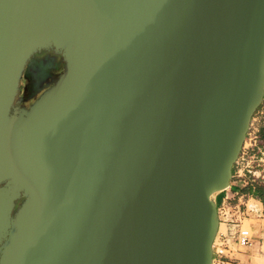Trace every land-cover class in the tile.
Listing matches in <instances>:
<instances>
[{
    "label": "water",
    "instance_id": "water-1",
    "mask_svg": "<svg viewBox=\"0 0 264 264\" xmlns=\"http://www.w3.org/2000/svg\"><path fill=\"white\" fill-rule=\"evenodd\" d=\"M263 98L264 0H0V264H211Z\"/></svg>",
    "mask_w": 264,
    "mask_h": 264
},
{
    "label": "built area",
    "instance_id": "built-area-1",
    "mask_svg": "<svg viewBox=\"0 0 264 264\" xmlns=\"http://www.w3.org/2000/svg\"><path fill=\"white\" fill-rule=\"evenodd\" d=\"M253 118L254 116L250 120L249 128L246 132V141L244 140L242 150L235 162L236 167L244 155L248 153L250 147H256L259 155H264L259 142L261 134L254 127ZM242 170L243 167L238 168L234 172V176H236L238 181H241L239 177L242 174ZM249 215L262 216V209L255 200L246 197L245 194L239 191L224 197L217 207L218 230L211 245V264H228L235 258L241 247H249L253 244V235L250 229L243 225L244 219Z\"/></svg>",
    "mask_w": 264,
    "mask_h": 264
},
{
    "label": "rangeland",
    "instance_id": "rangeland-1",
    "mask_svg": "<svg viewBox=\"0 0 264 264\" xmlns=\"http://www.w3.org/2000/svg\"><path fill=\"white\" fill-rule=\"evenodd\" d=\"M39 54H34L26 65L20 87V90L27 87L31 88L35 93V98L45 89V86H37L34 83V62ZM51 55L58 60L59 65L53 73V79L49 81L48 85L52 84L63 70L60 56L54 53ZM261 149L264 151V147L261 146ZM241 167H243V170L239 178L241 179L243 189L239 192L256 201L262 209V216L249 215L244 219L243 225L249 228L253 235V244L249 247H241L235 258L228 264H264V155H259L256 147H250L248 153L239 161L234 170L237 171ZM249 186L251 190L249 192L245 191Z\"/></svg>",
    "mask_w": 264,
    "mask_h": 264
},
{
    "label": "flooded vegetation",
    "instance_id": "flooded-vegetation-1",
    "mask_svg": "<svg viewBox=\"0 0 264 264\" xmlns=\"http://www.w3.org/2000/svg\"><path fill=\"white\" fill-rule=\"evenodd\" d=\"M51 54V52H40L34 62V83L37 86H45V88H47L49 86V81L53 79V73L57 70L59 62ZM34 94V91L29 87L20 90L14 103V107H22L25 109L29 108V106L35 100ZM22 202L23 198H18L15 207H17Z\"/></svg>",
    "mask_w": 264,
    "mask_h": 264
},
{
    "label": "crops",
    "instance_id": "crops-1",
    "mask_svg": "<svg viewBox=\"0 0 264 264\" xmlns=\"http://www.w3.org/2000/svg\"><path fill=\"white\" fill-rule=\"evenodd\" d=\"M23 77V76H22ZM22 80V79H21ZM51 85V84H50ZM49 85V86H50ZM48 86V87H49ZM20 87H21V85H20ZM46 89V88H45ZM44 89V90H45ZM43 90V91H44ZM20 91V90H19ZM19 94V93H18ZM254 121H253V124H254V127L255 128H257V130L259 131V133L261 134L260 135V138H259V142H260V145L262 146V147H264V98H263V100H262V102H261V104L259 105V107L256 109V111H255V115H254ZM245 141H246V137H245ZM245 145V144H244ZM247 145V144H246ZM242 147H243V145H242ZM242 147H241V150H242ZM241 150H240V152H241ZM240 154V153H239ZM239 156V155H238ZM238 158V157H237ZM237 160V159H236ZM236 162V161H235ZM235 166V163H234V165H233V168H232V177H231V180H230V184H229V186L226 188V189H224V190H222V191H220V192H218V193H216V194H214V196H213V199H214V201H215V203H216V208L220 205V203L223 201V199H224V197L225 196H229L231 193H234V192H236V191H240L241 189H243V187H242V183H241V181H238V179L236 178V176H234V172H235V170H234V167ZM249 188H251L250 186H249ZM17 201V200H16ZM16 204V203H15ZM20 205V204H19ZM18 205V206H19ZM17 206V207H18ZM16 208V207H15ZM14 208V209H15Z\"/></svg>",
    "mask_w": 264,
    "mask_h": 264
},
{
    "label": "bare ground",
    "instance_id": "bare-ground-1",
    "mask_svg": "<svg viewBox=\"0 0 264 264\" xmlns=\"http://www.w3.org/2000/svg\"><path fill=\"white\" fill-rule=\"evenodd\" d=\"M262 83H263V76H262V78H260L258 80H253V82H252L250 94L247 97V107H248L249 112L259 102ZM249 124H250V121H249ZM245 128H246V124H244L242 126L241 134L239 135V137L237 139L233 140V142L231 143L230 149L233 151V153L235 152L236 148L238 147V145H239V143L243 137V132H244ZM248 128H249V126H248Z\"/></svg>",
    "mask_w": 264,
    "mask_h": 264
},
{
    "label": "trees",
    "instance_id": "trees-1",
    "mask_svg": "<svg viewBox=\"0 0 264 264\" xmlns=\"http://www.w3.org/2000/svg\"><path fill=\"white\" fill-rule=\"evenodd\" d=\"M251 190V188H249V187H247L246 189H245V191H247V192H249Z\"/></svg>",
    "mask_w": 264,
    "mask_h": 264
}]
</instances>
